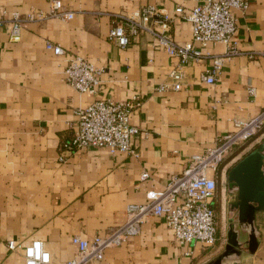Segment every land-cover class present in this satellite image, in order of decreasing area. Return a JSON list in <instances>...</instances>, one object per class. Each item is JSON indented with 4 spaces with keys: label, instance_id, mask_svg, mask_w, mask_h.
<instances>
[{
    "label": "crops",
    "instance_id": "0c3cea01",
    "mask_svg": "<svg viewBox=\"0 0 264 264\" xmlns=\"http://www.w3.org/2000/svg\"><path fill=\"white\" fill-rule=\"evenodd\" d=\"M49 1L0 0V12L24 15L46 10ZM202 1L61 0L74 13L68 21L25 23L17 43L10 40V25L0 28V264H23L22 251H9L8 241L22 247L40 241L51 264H65L76 253L73 236L92 240L110 233L125 222L128 205L144 203L148 190H162L193 155L234 131L236 121L264 109V58L234 56L209 85L201 81L211 68L209 58L179 67L148 33L130 37L124 49L107 38L111 14L155 7L173 15L178 7L188 11ZM234 15L237 48L264 52V0H251L246 11ZM170 33L177 43L192 42L191 24L182 18L173 21ZM46 41L61 46L64 54L46 51ZM223 51L221 45H209L203 53ZM75 56L101 70L92 96L63 80ZM176 69L184 75L178 91L170 76ZM132 98L141 104L130 115V124L140 130L132 139L138 158L64 147L74 135L76 109L96 100ZM263 141L264 127L224 161L238 163ZM254 225L257 249L240 264H264V210L255 213ZM224 246L211 251L199 243L178 246L164 219L149 217L137 236L107 249L96 264H207Z\"/></svg>",
    "mask_w": 264,
    "mask_h": 264
},
{
    "label": "built area",
    "instance_id": "2783aa9c",
    "mask_svg": "<svg viewBox=\"0 0 264 264\" xmlns=\"http://www.w3.org/2000/svg\"><path fill=\"white\" fill-rule=\"evenodd\" d=\"M251 0H203L192 9L182 7L173 15L161 12L155 7H144L127 14H111L112 23L108 40L121 49L129 44V38L141 33L150 34L168 56L178 60L183 67L190 61L211 59V68L201 76V81L212 85L222 64L234 56L245 55L249 59L264 58V52H244L237 48L234 39L236 31L235 11H246ZM74 13L64 9L61 0H50L46 10H30L21 15L3 9L0 12V28L10 25V40L19 42L25 23L42 22L49 19L68 21ZM182 18L191 24L192 42L177 43L170 33L175 19ZM194 44L196 46H194ZM209 45H221L220 54L203 53ZM45 50L55 56H62L61 46L45 42ZM101 70L83 58H72L63 72L64 82L80 94L94 95L100 83ZM173 89H181L183 72H171ZM164 88H161L163 90ZM254 89L249 93L254 95ZM137 98L126 101L96 100L90 105L74 111L76 123L72 140L64 147L68 150L106 149L111 154L124 153L139 157L132 139L140 130L130 124L131 113L140 107ZM264 127V109L247 121H236L234 131L218 137L214 145L202 154L193 155L187 167L170 178L160 191L150 189L145 193V202L126 207L125 222L103 236L85 240L78 236L71 238L76 247L75 255L65 264H96L104 257L107 249L120 247L140 233L147 218H163L172 232L178 246L199 243L202 247H213L217 238V221L211 205L215 197L217 174L221 164L234 149L245 145ZM141 180L148 178L146 173ZM9 251H22L23 264H51L50 255L40 241L22 247L15 241H8ZM186 256L190 252L184 253Z\"/></svg>",
    "mask_w": 264,
    "mask_h": 264
},
{
    "label": "water",
    "instance_id": "95a60500",
    "mask_svg": "<svg viewBox=\"0 0 264 264\" xmlns=\"http://www.w3.org/2000/svg\"><path fill=\"white\" fill-rule=\"evenodd\" d=\"M229 193H236L237 202L231 208L238 228L227 230L222 252L209 264H240L258 246L254 215L264 210V141L232 167L228 175ZM229 222L231 219L228 220Z\"/></svg>",
    "mask_w": 264,
    "mask_h": 264
},
{
    "label": "rangeland",
    "instance_id": "374dc122",
    "mask_svg": "<svg viewBox=\"0 0 264 264\" xmlns=\"http://www.w3.org/2000/svg\"><path fill=\"white\" fill-rule=\"evenodd\" d=\"M235 163L236 162L234 160L230 162L229 159L226 160L224 163H222V165L220 166V169L223 168L222 173L224 174V172H226V170L233 167L235 165ZM225 190H226V184H225L224 180H222L221 182H218L216 184L215 215H216V221H217V238H218V240L216 241V243L213 247L207 248V251H211V250L215 249L218 246V244L223 245V246L226 244V236H227V223H226V215H225L226 207L229 203L233 202V199L236 198L237 195H236V193H230V195H228V193L227 194L225 193ZM236 202H237V199H236ZM214 259H215V257H213V259L211 261H213ZM210 262H208L207 264H209Z\"/></svg>",
    "mask_w": 264,
    "mask_h": 264
},
{
    "label": "flooded vegetation",
    "instance_id": "af4514ba",
    "mask_svg": "<svg viewBox=\"0 0 264 264\" xmlns=\"http://www.w3.org/2000/svg\"><path fill=\"white\" fill-rule=\"evenodd\" d=\"M234 167V166H233ZM232 169V167L230 168V169H228V170H226V172H224V174L222 173V170H223V168H219V171H218V174H217V183L218 182H221L222 180H224V182H225V184H226V190H225V193L227 194L228 193V195H230V193H229V191H228V185H229V181H228V175H229V172H230V170ZM233 196V195H232ZM215 198H216V194H215V197H214V199L212 200V202H211V205H212V207H213V209H214V211H215V207H216V200H215ZM234 198V197H233ZM234 204H236V198H234L233 199V202L232 203H229L228 205H227V207H226V213H225V215H226V223H227V230H228V228H230L231 227V230H233L235 227L236 228H238L239 226L237 225V223L233 220L232 221V219H234L235 218V211L231 208ZM229 219H231V221L229 222L228 220Z\"/></svg>",
    "mask_w": 264,
    "mask_h": 264
},
{
    "label": "trees",
    "instance_id": "16d2710c",
    "mask_svg": "<svg viewBox=\"0 0 264 264\" xmlns=\"http://www.w3.org/2000/svg\"><path fill=\"white\" fill-rule=\"evenodd\" d=\"M224 162H225V161H224ZM224 162H223V163H224ZM221 165H222V164H221Z\"/></svg>",
    "mask_w": 264,
    "mask_h": 264
}]
</instances>
